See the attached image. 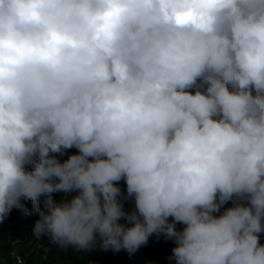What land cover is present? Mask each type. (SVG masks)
I'll use <instances>...</instances> for the list:
<instances>
[{"label": "clouds", "instance_id": "1", "mask_svg": "<svg viewBox=\"0 0 264 264\" xmlns=\"http://www.w3.org/2000/svg\"><path fill=\"white\" fill-rule=\"evenodd\" d=\"M22 198L58 252L264 264V0H0V222Z\"/></svg>", "mask_w": 264, "mask_h": 264}, {"label": "trees", "instance_id": "2", "mask_svg": "<svg viewBox=\"0 0 264 264\" xmlns=\"http://www.w3.org/2000/svg\"><path fill=\"white\" fill-rule=\"evenodd\" d=\"M56 155L57 158L62 156ZM29 168H31L30 165ZM58 196L59 193H53L55 200ZM43 200L44 197L42 196L40 198L41 208H43ZM21 203L27 208L28 214L20 209L13 208L3 222H0V264H16L11 255L13 243L12 238L8 235L10 226L15 224L22 227H31L32 231L35 220L39 218L38 214L32 211L31 200L22 198ZM226 206H230V204ZM38 241L41 244V260L38 264H130L129 261L134 264H175L174 260L169 259L172 255V249L175 247L174 241L161 239L155 234L149 237L146 245L141 246L131 256L124 250L114 253L112 251L104 252L99 248L91 252H75L71 248L66 253L63 251L58 252L54 246L49 244L47 237L42 236ZM263 242L260 239V243Z\"/></svg>", "mask_w": 264, "mask_h": 264}, {"label": "crops", "instance_id": "3", "mask_svg": "<svg viewBox=\"0 0 264 264\" xmlns=\"http://www.w3.org/2000/svg\"><path fill=\"white\" fill-rule=\"evenodd\" d=\"M70 150H74L77 152V150L75 148H72ZM61 158H62L61 156L58 157V159H60V160H61ZM123 203H124V208L127 211H131L134 208V206L128 200H123ZM170 220H171V218H170ZM10 229H11V235H9V236L11 238H18L20 240V242L16 245V250L19 252L32 251L33 255H32V257L29 258L30 262L28 264H38L41 260L39 241L33 237V234H29L28 237H26V238L22 236L28 230L27 227H22V226L14 224V225L10 226ZM159 237L161 239H167L163 235H160ZM30 238H32L30 241H26V240H29ZM32 240H33V242H32ZM129 262H130V264H134L132 261H129Z\"/></svg>", "mask_w": 264, "mask_h": 264}, {"label": "built area", "instance_id": "4", "mask_svg": "<svg viewBox=\"0 0 264 264\" xmlns=\"http://www.w3.org/2000/svg\"><path fill=\"white\" fill-rule=\"evenodd\" d=\"M76 153V151H74V150H68L66 153H64L61 157V161H63L64 159H67V157L69 156V155H71V154H75ZM119 186H120V188H121V190H122V192L125 190V184H124V181L123 180H121L120 182H119ZM72 195H75V193H72ZM61 199H63V194L62 193H59V196H58V198L56 199V201H60ZM122 199L123 200H128V201H130L131 202V204L134 206V202H133V200L131 199V198H127V199H124L123 197H122ZM225 207H227V206H225ZM28 228V230L26 231V233H24L22 236L23 237H28V235L29 234H33L32 233V231H31V227H27ZM176 228L178 229V230H181L182 228H183V225L182 224H180V223H177L176 224ZM8 235H11V229L10 230H8ZM260 239L261 240H263L264 241V233H261L260 234ZM20 242V240L18 239V238H12V243H13V248H12V251H11V255H12V257H13V259H14V262L16 263V264H28V261H29V258L30 257H32V255H33V252L32 251H22V252H19V251H17L16 250V245L18 244ZM262 244H264V242L262 243ZM41 246V244L39 243V247Z\"/></svg>", "mask_w": 264, "mask_h": 264}, {"label": "rangeland", "instance_id": "5", "mask_svg": "<svg viewBox=\"0 0 264 264\" xmlns=\"http://www.w3.org/2000/svg\"><path fill=\"white\" fill-rule=\"evenodd\" d=\"M32 238H30L29 240H26V241H30ZM32 242H33V240H32ZM30 261H28V263H29Z\"/></svg>", "mask_w": 264, "mask_h": 264}]
</instances>
